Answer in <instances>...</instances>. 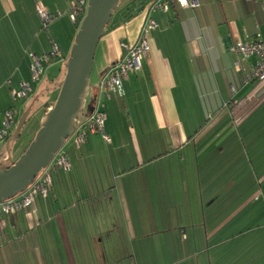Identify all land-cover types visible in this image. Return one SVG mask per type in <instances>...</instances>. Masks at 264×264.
<instances>
[{
  "label": "crops",
  "instance_id": "1",
  "mask_svg": "<svg viewBox=\"0 0 264 264\" xmlns=\"http://www.w3.org/2000/svg\"><path fill=\"white\" fill-rule=\"evenodd\" d=\"M39 2L69 16L71 0H0V35H8L0 43V122L10 107L19 115L30 110L26 125L32 114L43 119L65 78L77 29L62 46L58 20L45 42L50 29L41 30ZM198 2L196 9L173 5L152 16L158 28L142 70L124 81L122 96L106 101L111 143L91 134L81 151L70 150L71 170L54 173L47 198L3 218L0 264H19V242L32 264L41 254L35 241L47 258L73 259L70 264H83V257L89 264H215L227 241L222 226L247 209L264 219V85L245 79L255 58L239 71L231 51L237 41L264 42L263 0ZM144 21L138 15L108 27L86 110L94 106L102 75L122 58L121 44L134 45ZM53 42L61 56L44 62L45 76L53 78L43 79L30 98L46 101L36 111L31 101L12 104L7 80L16 87L29 81L31 55L45 61ZM18 141L10 149L12 163L21 156L22 149L13 153ZM8 144L0 145V161ZM230 209L235 214L221 219ZM84 225L90 234L78 233ZM261 241L251 258L264 257Z\"/></svg>",
  "mask_w": 264,
  "mask_h": 264
},
{
  "label": "built area",
  "instance_id": "2",
  "mask_svg": "<svg viewBox=\"0 0 264 264\" xmlns=\"http://www.w3.org/2000/svg\"><path fill=\"white\" fill-rule=\"evenodd\" d=\"M88 2L89 0H71L70 2L69 19L78 28L87 15ZM143 2L145 5L139 15H143L145 21L137 41L134 45L121 44L123 56L120 60L111 64L101 77L97 87L98 94L93 106V112L82 114L74 134L58 151L50 165L39 173L25 192L0 204V226L3 224L4 217H11L22 211L29 210L35 204L37 197L47 198L49 196L50 189L54 184V173L57 171L69 172L71 170L70 150L81 151L91 134L101 135L106 145L111 143V139L105 131L107 121L105 112L106 101L111 100L113 97L122 96L124 93V81L130 74L142 70L143 61L151 52L150 34L158 28V23L152 16L155 13L167 14L173 3L184 9H196L199 7L198 0H141V3ZM35 9L40 18L42 31H48L54 22L63 17L60 12L56 14L50 13L40 2L36 4ZM231 51L238 57L236 67L239 71L242 70V65L246 61L255 58V63L252 64L250 72L245 76V79L246 81H259L264 85V42L237 41L232 45ZM60 56L61 50L55 42L52 43V50L46 55L45 61H42L37 55H31L29 81L22 82L20 87L14 86L11 78L6 82L9 87V97L12 104L15 105L29 100L35 94L34 86L38 87L44 78V62L49 63L50 59ZM16 117L17 111L15 108L10 107L5 111L0 122V145L6 142L14 132V126L17 125Z\"/></svg>",
  "mask_w": 264,
  "mask_h": 264
},
{
  "label": "water",
  "instance_id": "3",
  "mask_svg": "<svg viewBox=\"0 0 264 264\" xmlns=\"http://www.w3.org/2000/svg\"><path fill=\"white\" fill-rule=\"evenodd\" d=\"M122 0H89L87 15L80 24L59 96L44 115L25 152L12 163L11 151L21 138L30 110L19 120L8 144V157L0 161V204L25 192L39 173L74 134L86 107L96 52ZM87 110L93 112L88 106Z\"/></svg>",
  "mask_w": 264,
  "mask_h": 264
},
{
  "label": "rangeland",
  "instance_id": "4",
  "mask_svg": "<svg viewBox=\"0 0 264 264\" xmlns=\"http://www.w3.org/2000/svg\"><path fill=\"white\" fill-rule=\"evenodd\" d=\"M73 25L74 24L70 21L69 16H65V18H62L61 20L57 22V26H59L60 29L56 32L58 36V38L56 37V39L62 46L66 45V43L68 42V38L70 39V37L73 34V31H75L76 28ZM48 33L42 36L45 42L49 41L46 36H49L50 34L54 33L53 29L51 28ZM76 33H77V30H76ZM3 37L7 38L8 35H4V34L0 35V43L4 39ZM52 78H53L52 72L47 71L46 76L43 79L45 81H49V80H52ZM40 86H39V89H40ZM43 86H45V84H43ZM34 89H36V86H34ZM59 93H60V90L58 92V96H59ZM26 101L29 103L31 101V104L35 103L36 107H34V111H36L37 107L40 108L46 100L45 98L44 99L40 98L38 101L33 102V103H32L33 99H29ZM23 102L24 101L20 103H23ZM16 111H17L16 118L19 121L22 115L25 113V110L20 114L21 116L19 115L18 110ZM105 112H106V109H105ZM32 115L29 118L28 123L22 132L21 138L19 139L18 143L15 146V149L13 152L14 156H16V152L19 149H22L23 153L25 152V150L29 146L30 142L32 141L33 137L35 136L36 132L38 131L40 127V123L42 120V119L40 120V115L37 116L35 120L33 119L34 115L33 116ZM16 126H14V130L16 129ZM107 126H108V121H107ZM1 149L2 148L0 146V150ZM22 152H21V155L23 154ZM16 160L17 159H15L14 162ZM152 169H154V167ZM39 199L40 198L38 197L36 198V200H39ZM235 212H236L235 209L227 210L223 213V215L221 216V219L225 217L229 218L231 215H234ZM239 214L234 217L230 225H228L225 228L223 226L221 227L222 230L224 229V231L222 232V238H224V240H227V241L224 242L225 246L219 252L221 256L220 260L215 264H263L264 263V257L262 256H258L257 259L255 257L251 258V252L256 250L257 247L259 248L263 244L261 239H263L264 241V219H261L262 217L257 218L254 215V213L249 209L244 210L240 215ZM213 221H215V219H213ZM215 223L217 224L215 226L216 228L218 226V223L220 224V222L217 220ZM79 228L81 232H78V233L90 234L92 232L90 225L80 226ZM213 228L214 227H212V229ZM40 236H41V233H40ZM35 242L37 245V249L41 251V254H40V257H37L38 255H36L34 258H31L32 264H70L73 261V259H70V258L60 259L57 256L56 257L50 256L49 258H47L45 255H43L42 249L39 247V244H40L39 241L38 242L35 241ZM19 246H20L19 248L20 252L23 253L21 242H19ZM21 253L19 254V258H18L19 264H27V259L30 261V258L22 256ZM90 260L91 259H89L88 257H83L82 259L83 264L85 263L89 264Z\"/></svg>",
  "mask_w": 264,
  "mask_h": 264
},
{
  "label": "trees",
  "instance_id": "5",
  "mask_svg": "<svg viewBox=\"0 0 264 264\" xmlns=\"http://www.w3.org/2000/svg\"><path fill=\"white\" fill-rule=\"evenodd\" d=\"M144 5H145V3L144 2L141 3V0H130L128 2H124V1L121 2L111 24L109 25V28L110 27L115 28L117 25L124 24V23L130 21L131 19H133L134 17H137L140 14ZM173 5H177V4L173 3L172 6ZM76 29L78 30V27H76ZM52 60H53V58L50 59L49 62H51ZM83 114H88L86 107H85ZM57 172H59V171H57ZM53 180H54V176H53ZM53 187H54V184H53ZM53 187L50 189V192L53 190Z\"/></svg>",
  "mask_w": 264,
  "mask_h": 264
}]
</instances>
